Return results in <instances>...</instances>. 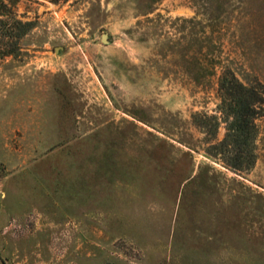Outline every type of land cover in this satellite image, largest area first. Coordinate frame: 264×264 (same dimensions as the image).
Wrapping results in <instances>:
<instances>
[{
    "label": "rangeland",
    "instance_id": "rangeland-1",
    "mask_svg": "<svg viewBox=\"0 0 264 264\" xmlns=\"http://www.w3.org/2000/svg\"><path fill=\"white\" fill-rule=\"evenodd\" d=\"M0 50V264H264V112L252 166L208 154L264 0H0Z\"/></svg>",
    "mask_w": 264,
    "mask_h": 264
},
{
    "label": "trees",
    "instance_id": "trees-1",
    "mask_svg": "<svg viewBox=\"0 0 264 264\" xmlns=\"http://www.w3.org/2000/svg\"><path fill=\"white\" fill-rule=\"evenodd\" d=\"M14 23L24 28L22 34L33 26L30 21L17 20ZM10 53L0 50V55L3 56ZM204 73L206 72L201 70L199 74L205 75ZM258 83L259 87L247 85L229 69L225 70L220 78L219 109L222 119L226 122V134L223 140L209 146L208 154L224 155L226 163L235 169L249 168L256 160V119L264 112V84ZM196 117L205 120L202 125L210 127L208 131L216 135L221 123L220 117L200 113H197Z\"/></svg>",
    "mask_w": 264,
    "mask_h": 264
},
{
    "label": "water",
    "instance_id": "water-1",
    "mask_svg": "<svg viewBox=\"0 0 264 264\" xmlns=\"http://www.w3.org/2000/svg\"><path fill=\"white\" fill-rule=\"evenodd\" d=\"M107 38H108V34H104L103 35V40L106 41V42H108V39Z\"/></svg>",
    "mask_w": 264,
    "mask_h": 264
}]
</instances>
